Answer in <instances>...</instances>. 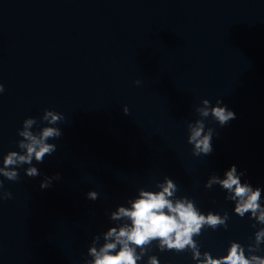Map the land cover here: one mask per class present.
<instances>
[{"label":"water","instance_id":"water-1","mask_svg":"<svg viewBox=\"0 0 264 264\" xmlns=\"http://www.w3.org/2000/svg\"><path fill=\"white\" fill-rule=\"evenodd\" d=\"M0 82V161L19 150L25 118L65 116L41 176L21 168L5 178L13 195L0 199V264H82L110 211L165 175L221 212L234 205L205 187L213 172L235 163L264 185V0H0ZM220 97L237 117L210 120L214 151L195 156L187 123L204 98ZM229 224L206 229L203 247L215 253L256 231L234 212ZM159 255L195 264L190 253Z\"/></svg>","mask_w":264,"mask_h":264},{"label":"clouds","instance_id":"clouds-1","mask_svg":"<svg viewBox=\"0 0 264 264\" xmlns=\"http://www.w3.org/2000/svg\"><path fill=\"white\" fill-rule=\"evenodd\" d=\"M136 83L141 81L138 79ZM4 92L5 84L0 82V94ZM123 110L126 114L130 111L127 105ZM196 112L197 118L187 123V140L195 156H208L214 151L213 140L217 135L209 121L223 127L237 113L222 97L215 103L204 98ZM64 120L63 113L47 108L42 117L29 116L23 120L18 129L22 137L17 141L19 150H9L0 161V199L12 197L13 193L5 189V178L18 180L21 168L30 177L41 176L38 165L57 150L53 141L63 136L59 125ZM246 172L233 163L223 174L213 172L205 187L218 185L225 192V200L233 202L232 212L252 221L256 231L248 237V243L232 239L218 252L205 249L199 237L206 229H229L232 212L204 210L195 197L181 195L175 179L165 175L154 186L140 187L134 196L110 211L111 223L94 235L82 264H174L171 259L162 261L159 252L190 253L195 264H264V185L253 184ZM61 175L59 171L53 175L45 173L40 187H52ZM86 195L96 200L100 193L90 189Z\"/></svg>","mask_w":264,"mask_h":264}]
</instances>
